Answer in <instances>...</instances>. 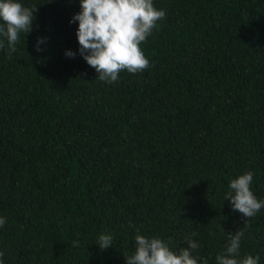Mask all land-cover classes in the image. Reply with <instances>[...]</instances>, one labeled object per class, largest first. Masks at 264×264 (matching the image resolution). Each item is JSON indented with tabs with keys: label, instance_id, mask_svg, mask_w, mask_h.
<instances>
[{
	"label": "trees",
	"instance_id": "obj_1",
	"mask_svg": "<svg viewBox=\"0 0 264 264\" xmlns=\"http://www.w3.org/2000/svg\"><path fill=\"white\" fill-rule=\"evenodd\" d=\"M20 2L37 11L0 49L3 264H127L138 233L215 264L239 228L264 264V208L245 227L224 199L252 171L264 200V0H153L151 67L115 84L79 53L80 0Z\"/></svg>",
	"mask_w": 264,
	"mask_h": 264
},
{
	"label": "clouds",
	"instance_id": "obj_2",
	"mask_svg": "<svg viewBox=\"0 0 264 264\" xmlns=\"http://www.w3.org/2000/svg\"><path fill=\"white\" fill-rule=\"evenodd\" d=\"M80 9L70 22H79L76 31L79 53L96 70L99 81L115 84L122 71L136 74L151 67L140 45L147 42L157 22L166 17L163 9L154 7L153 0H80ZM36 11L37 6H24L20 0H0V49L6 46L9 58L17 51L20 33L32 31ZM42 42L43 38H38V45ZM37 51H41L39 46ZM75 54L66 51L69 57ZM253 176L252 171H246L232 179L224 196L230 201L231 210L245 218V227L264 208V200L258 199L251 190ZM6 223V218L0 216V228ZM223 231L227 242L224 250L216 255L215 264H259V255L240 254L244 228ZM184 239L187 247L177 252L170 248V241L138 233L135 251L125 259L127 264H208L207 259L193 254L200 244L187 236ZM112 240L111 235L101 234L95 243L105 250L112 246ZM78 243L73 241L74 246ZM3 256L4 252L0 251V264Z\"/></svg>",
	"mask_w": 264,
	"mask_h": 264
}]
</instances>
